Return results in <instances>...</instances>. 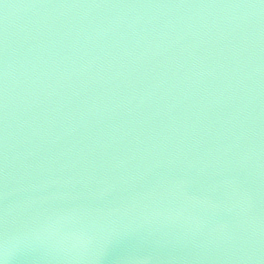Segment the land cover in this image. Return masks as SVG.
I'll return each mask as SVG.
<instances>
[{
  "label": "water",
  "instance_id": "obj_1",
  "mask_svg": "<svg viewBox=\"0 0 264 264\" xmlns=\"http://www.w3.org/2000/svg\"><path fill=\"white\" fill-rule=\"evenodd\" d=\"M0 264H264V0H0Z\"/></svg>",
  "mask_w": 264,
  "mask_h": 264
}]
</instances>
